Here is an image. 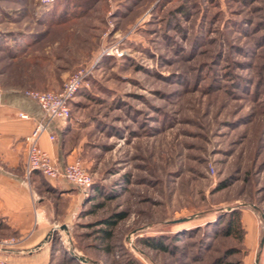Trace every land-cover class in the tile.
Instances as JSON below:
<instances>
[{
  "label": "rangeland",
  "instance_id": "obj_1",
  "mask_svg": "<svg viewBox=\"0 0 264 264\" xmlns=\"http://www.w3.org/2000/svg\"><path fill=\"white\" fill-rule=\"evenodd\" d=\"M77 76L93 183L38 250L0 220V264H264V0H0V89Z\"/></svg>",
  "mask_w": 264,
  "mask_h": 264
},
{
  "label": "crops",
  "instance_id": "obj_2",
  "mask_svg": "<svg viewBox=\"0 0 264 264\" xmlns=\"http://www.w3.org/2000/svg\"><path fill=\"white\" fill-rule=\"evenodd\" d=\"M42 117L34 99L14 89H0V220L21 234H47L51 223L63 215L61 206L71 211L80 201L81 190L64 177L52 179L26 171L25 137ZM64 126V120H53L39 137L40 146L60 166L76 159L61 143Z\"/></svg>",
  "mask_w": 264,
  "mask_h": 264
},
{
  "label": "built area",
  "instance_id": "obj_3",
  "mask_svg": "<svg viewBox=\"0 0 264 264\" xmlns=\"http://www.w3.org/2000/svg\"><path fill=\"white\" fill-rule=\"evenodd\" d=\"M79 77L71 79L61 91H27L25 94L34 99L43 111V117L38 121L33 131L25 137L27 144L26 171L28 175L37 171L46 177L57 179L64 177L75 187L86 189L93 183V176L84 164L76 158L64 166H60L50 153L39 144V137L48 128L51 121L66 120L71 116V100L77 90ZM20 116L28 117L21 113ZM53 140L55 136L50 135Z\"/></svg>",
  "mask_w": 264,
  "mask_h": 264
},
{
  "label": "trees",
  "instance_id": "obj_4",
  "mask_svg": "<svg viewBox=\"0 0 264 264\" xmlns=\"http://www.w3.org/2000/svg\"><path fill=\"white\" fill-rule=\"evenodd\" d=\"M104 221L107 223H114V220L105 219ZM226 231L228 234H233L236 231L240 232V233L244 232V228H243L242 222H241V216H240V213L238 211L232 212L231 219L229 221L228 228ZM106 233H108V231H106ZM150 244H153V243H150Z\"/></svg>",
  "mask_w": 264,
  "mask_h": 264
},
{
  "label": "water",
  "instance_id": "obj_5",
  "mask_svg": "<svg viewBox=\"0 0 264 264\" xmlns=\"http://www.w3.org/2000/svg\"><path fill=\"white\" fill-rule=\"evenodd\" d=\"M62 228L66 229L67 226L66 224H63L61 226ZM58 229V226L56 225H53L47 232V234L45 235V237L38 243L36 244L35 246H33L32 248L29 249V251H35V250H38L39 248L43 247L51 238H52V234L54 233V231H56ZM79 259L81 260H84V261H87L88 262V259L84 258V257H81L79 256L78 257Z\"/></svg>",
  "mask_w": 264,
  "mask_h": 264
}]
</instances>
